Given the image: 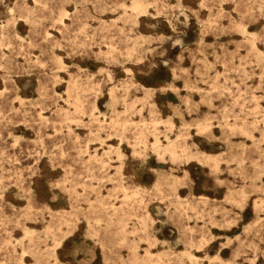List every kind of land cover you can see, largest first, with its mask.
I'll list each match as a JSON object with an SVG mask.
<instances>
[{
    "label": "rangeland",
    "instance_id": "1",
    "mask_svg": "<svg viewBox=\"0 0 264 264\" xmlns=\"http://www.w3.org/2000/svg\"><path fill=\"white\" fill-rule=\"evenodd\" d=\"M0 25V264H264V0H0Z\"/></svg>",
    "mask_w": 264,
    "mask_h": 264
},
{
    "label": "bare ground",
    "instance_id": "2",
    "mask_svg": "<svg viewBox=\"0 0 264 264\" xmlns=\"http://www.w3.org/2000/svg\"><path fill=\"white\" fill-rule=\"evenodd\" d=\"M143 7H144V4L142 3V2H139V1H134L133 3H132V5H131V9L132 10H134V11H138V10H142L143 9ZM141 12V11H140ZM139 13V12H138ZM1 26V25H0ZM144 89L145 90H148V89H150V88H145L144 87ZM55 92V91H54ZM151 95V94H150ZM63 108V107H62ZM151 113L153 114V113H155V111H151ZM163 121V120H162ZM152 122L154 123V124H157V123H159V122H161V119H153L152 120ZM166 123H168L169 124V126L172 128L173 127V123L171 122V121H166ZM208 127V124H204V125H202V128L203 129H206ZM153 144V147H155L156 148V150L157 151H159L160 150V152H161V150L163 151V153H169L171 156H175L176 154H177V151H176V148H177V145L175 144V142L174 141H171V142H169L168 144H166V145H164V144H160V141L158 140V139H155V142L154 143H152ZM117 152V155H118V157L121 159V157H122V154H121V152H119V151H116ZM153 153H156V152H153ZM157 154V153H156ZM155 154V155H156ZM205 156L206 157H210L211 155L210 154H205ZM209 159V158H208ZM213 161L214 162H216V160L215 159H213ZM122 164H123V162H121V165H119V169H121L122 168ZM134 194H136V192L134 193ZM24 196V195H23ZM150 214H149V212H147V217L149 216ZM121 222H122V220L121 219H119L118 220V223L119 224H121ZM142 225L144 226V227H146V222H145V219H143L142 220ZM121 228H124V224L123 225H121ZM209 244V241H207L206 240V242L203 244V245H201L200 247H199V250H202L205 246H207ZM133 250V249H132ZM186 252V251H185ZM148 255H151V253L150 252H146ZM189 253V252H188ZM188 256L190 257V258H193V259H197V257L195 256V255H192V254H188Z\"/></svg>",
    "mask_w": 264,
    "mask_h": 264
},
{
    "label": "crops",
    "instance_id": "3",
    "mask_svg": "<svg viewBox=\"0 0 264 264\" xmlns=\"http://www.w3.org/2000/svg\"><path fill=\"white\" fill-rule=\"evenodd\" d=\"M146 88V87H145Z\"/></svg>",
    "mask_w": 264,
    "mask_h": 264
}]
</instances>
